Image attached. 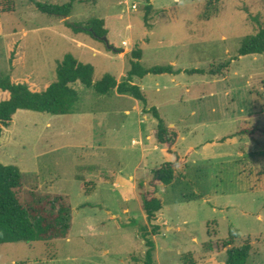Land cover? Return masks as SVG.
Wrapping results in <instances>:
<instances>
[{"label":"rangeland","instance_id":"rangeland-1","mask_svg":"<svg viewBox=\"0 0 264 264\" xmlns=\"http://www.w3.org/2000/svg\"><path fill=\"white\" fill-rule=\"evenodd\" d=\"M69 1L0 0V73L40 92L70 53L94 67V82H121L138 45L143 67L182 71L135 80L176 143L156 141V120L137 100L79 82L83 114L18 110L2 129L0 163L22 172V200L66 197L72 226L64 239L0 245V264H142L139 183L162 203L157 264H226V250L245 242L246 264H264V139L241 132L264 128V55L237 54L264 23V0H149L147 24L145 0H74L65 18L35 7ZM92 18L104 20L116 51L64 25ZM196 69L204 74L184 72ZM175 161L171 185L148 187L153 170Z\"/></svg>","mask_w":264,"mask_h":264},{"label":"trees","instance_id":"trees-1","mask_svg":"<svg viewBox=\"0 0 264 264\" xmlns=\"http://www.w3.org/2000/svg\"><path fill=\"white\" fill-rule=\"evenodd\" d=\"M144 21L147 24L148 15L152 10L149 0H145ZM74 0L63 5L35 3L36 9L49 16L68 17L73 9ZM65 27L74 35H87L101 41L107 37L108 29L103 19L92 18L84 23L64 21ZM102 42V41H101ZM104 43V42H103ZM238 56L264 55V23L259 24L257 31L247 36L241 43ZM143 51L135 45L130 52V69L126 78L118 82L111 74H105L94 82V67L78 61L67 53L56 66V80L45 90L34 92L26 84L14 83L10 74L0 73V91L6 92V98L0 101V136L3 128H7L18 110H27L50 115H66L76 113L80 101L78 92L71 86L79 82L86 88H92L98 96H107L116 92L127 95L142 104V111L151 114L156 120L155 139L160 144L171 147L175 144L177 135L170 131L155 107H147V99L142 89L133 82L134 78L142 79L147 75H178L180 70H174L171 65L145 68L141 64ZM228 63L220 65L216 74ZM188 74H204L203 70L185 71ZM252 138L264 139V128L243 130ZM177 161L166 162L160 168L151 172L148 187L156 188V183L169 186L175 179L174 168ZM23 174L15 165L0 163V245L7 243H33L55 239H64L71 230V206L66 197L60 194L47 193L39 196L29 194L27 200H22ZM141 208L146 216L147 226H138L140 237L146 248L142 264H157L155 260L156 245L154 236L161 227L157 224V214L162 210L161 201L153 193L145 191L144 183L138 184ZM132 226L138 225L132 221ZM251 251L249 242L226 250V264H246Z\"/></svg>","mask_w":264,"mask_h":264},{"label":"water","instance_id":"water-1","mask_svg":"<svg viewBox=\"0 0 264 264\" xmlns=\"http://www.w3.org/2000/svg\"><path fill=\"white\" fill-rule=\"evenodd\" d=\"M65 18V17H64ZM102 42H104V44L106 45V47L111 50V51H116V49L109 44V41H108V38L105 36V37H101L100 38Z\"/></svg>","mask_w":264,"mask_h":264},{"label":"crops","instance_id":"crops-1","mask_svg":"<svg viewBox=\"0 0 264 264\" xmlns=\"http://www.w3.org/2000/svg\"><path fill=\"white\" fill-rule=\"evenodd\" d=\"M73 35H74V34H73ZM108 35H109V32H108ZM107 38H108V37H107ZM125 45H126V42H125ZM131 50H132V49H131ZM122 51H123V50H122ZM173 69H174V68H173ZM174 70H178V69H174ZM181 72H182V71H181ZM181 72H180V73H181ZM184 72H185V71H184ZM172 76H175V75H172ZM145 77H146V76H145ZM142 79H143V78H142ZM142 79L134 78V79H133V82L136 83L135 80H138V81H139V80H142ZM139 87H140V86H139ZM141 87H142V85H141ZM141 87H140V88H141ZM142 91H143V90H142ZM77 113H79V114H83L84 112H77ZM126 113H128V111H126ZM142 113H143V111H142ZM73 114H74V113H73ZM143 114H146V113H143ZM176 135H177V134H176ZM176 139H177V138H176ZM175 143H176V142H175ZM140 204H141V203H140ZM157 215H158V214H157ZM145 217H146V216H145ZM159 226H160V225H159ZM142 241H143V240H142ZM143 243H144V242H143Z\"/></svg>","mask_w":264,"mask_h":264},{"label":"built area","instance_id":"built-area-1","mask_svg":"<svg viewBox=\"0 0 264 264\" xmlns=\"http://www.w3.org/2000/svg\"><path fill=\"white\" fill-rule=\"evenodd\" d=\"M133 8H135V7H133Z\"/></svg>","mask_w":264,"mask_h":264}]
</instances>
